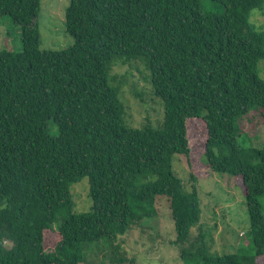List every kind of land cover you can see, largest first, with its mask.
<instances>
[{"label": "trees", "instance_id": "1", "mask_svg": "<svg viewBox=\"0 0 264 264\" xmlns=\"http://www.w3.org/2000/svg\"><path fill=\"white\" fill-rule=\"evenodd\" d=\"M41 6L0 0V24L9 16L22 30V51H0V264H96L91 253L135 264L118 241L150 228L163 198L182 258L195 250L203 264H263L264 147L241 146L238 121L253 109L264 121V31L251 22L264 0H71L75 43L59 51L40 49ZM137 59L164 107L158 127L128 125L111 75ZM195 120L206 129L203 166L240 179L252 252L210 251L198 189L173 171L176 154L190 165ZM84 178L92 205L77 213L71 187ZM52 231L59 241L47 251Z\"/></svg>", "mask_w": 264, "mask_h": 264}, {"label": "rangeland", "instance_id": "2", "mask_svg": "<svg viewBox=\"0 0 264 264\" xmlns=\"http://www.w3.org/2000/svg\"><path fill=\"white\" fill-rule=\"evenodd\" d=\"M71 0H42L37 25L41 34V50L59 51L74 45L73 37L67 32L66 10ZM208 12H218L219 8L206 3ZM264 10L253 11L251 22L258 31H264ZM0 51H22V30L9 16L0 24ZM259 77L264 80V59L258 64ZM115 85L121 86V99L126 106V122L130 127L141 128L150 123L158 127L164 118V107L152 90L149 72L141 59L129 63L117 62L111 73ZM241 129L239 142L246 148L264 147V121L258 109H253L238 121ZM188 136L191 146L190 165L184 155L173 156V171L183 181L185 189L191 191L196 185L202 208L201 224L206 234L205 243L214 254L252 252L253 244L249 237L250 220L245 196L239 184V178L228 174L210 173L203 166L201 156L206 141V129L199 121L188 122ZM196 176L191 182L190 173ZM71 193L77 213L90 211L92 201L89 198V180L72 185ZM159 199V198H158ZM157 199V200H158ZM264 212V197L260 199ZM157 216L147 220L151 227H139L121 237L118 243L135 264H203L195 256L182 258L177 246L172 244L177 238L175 224L166 198L160 199ZM196 228L192 234L196 233ZM243 235V236H242ZM242 236V237H241ZM59 235L52 231L45 238V249L53 250ZM104 254L108 249L103 248ZM90 258L96 264H111L110 258L102 253ZM263 260L264 264V259Z\"/></svg>", "mask_w": 264, "mask_h": 264}]
</instances>
